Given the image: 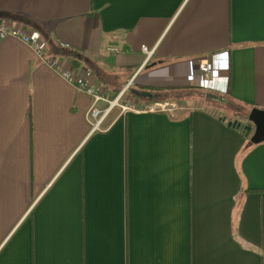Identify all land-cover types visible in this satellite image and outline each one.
I'll return each instance as SVG.
<instances>
[{
  "label": "crops",
  "instance_id": "1",
  "mask_svg": "<svg viewBox=\"0 0 264 264\" xmlns=\"http://www.w3.org/2000/svg\"><path fill=\"white\" fill-rule=\"evenodd\" d=\"M0 20L42 48L0 41V264H264V142L235 113L130 93L264 110V0H0ZM48 60L109 100L131 82L134 111L93 130Z\"/></svg>",
  "mask_w": 264,
  "mask_h": 264
},
{
  "label": "built area",
  "instance_id": "2",
  "mask_svg": "<svg viewBox=\"0 0 264 264\" xmlns=\"http://www.w3.org/2000/svg\"><path fill=\"white\" fill-rule=\"evenodd\" d=\"M6 38H13L22 42L24 45L32 48L38 56H41L42 54V48L25 33L23 28L18 25H12L6 20H0V41ZM141 51L145 55L146 60L149 59L152 54V51L145 46L141 47ZM47 64L64 81L74 85L78 91L85 93L92 99V106L88 112V120L92 125L93 130L99 128L103 124L113 109H117L120 114L128 111H134V106L130 99L126 100V93L129 91L131 82H129L121 93L113 100H109L103 93L96 91L86 82L77 80L74 76L70 61L58 62L55 60H48ZM201 71L203 78L208 82L218 80L220 78V72L216 65L206 66ZM185 80L187 83H191L193 81L192 74L190 73ZM100 104H104L105 107L100 108ZM161 109H163V107H161Z\"/></svg>",
  "mask_w": 264,
  "mask_h": 264
},
{
  "label": "water",
  "instance_id": "3",
  "mask_svg": "<svg viewBox=\"0 0 264 264\" xmlns=\"http://www.w3.org/2000/svg\"><path fill=\"white\" fill-rule=\"evenodd\" d=\"M130 93L140 99L156 100L158 98L157 94L148 92H137L131 90ZM206 99L219 103L225 102L223 99L211 94H207ZM228 127L239 130L244 137L248 139L250 144H260L264 142V110L251 109L243 121H232L228 124Z\"/></svg>",
  "mask_w": 264,
  "mask_h": 264
},
{
  "label": "rangeland",
  "instance_id": "4",
  "mask_svg": "<svg viewBox=\"0 0 264 264\" xmlns=\"http://www.w3.org/2000/svg\"><path fill=\"white\" fill-rule=\"evenodd\" d=\"M108 81L111 82L112 86H114L115 84L119 85V83L121 82V80L118 77H115V75L108 76ZM125 84H126V82H125ZM196 93H198V92H196V91L195 92H187V93L183 92L182 93L183 96L177 100V102L178 101L180 102L179 106H185L186 105V106L194 107V106H197V104L205 103L207 105H210L212 107H216L217 109L222 110L224 113H227V112H230V114L235 113L234 116L243 114L242 109L239 110L236 107H232V106L229 107L227 105L226 101L224 103H219V102L205 100V97L202 94L196 95ZM193 94H195V95H193ZM169 103H171V102H169ZM175 107H176V105H174L173 108H166V109H169L171 111V110L175 109Z\"/></svg>",
  "mask_w": 264,
  "mask_h": 264
},
{
  "label": "trees",
  "instance_id": "5",
  "mask_svg": "<svg viewBox=\"0 0 264 264\" xmlns=\"http://www.w3.org/2000/svg\"><path fill=\"white\" fill-rule=\"evenodd\" d=\"M77 61L72 60V66L75 68ZM189 88L188 87H180V88H169V89H155L152 90L154 94H158V98L155 100L158 103H164V102H174L178 100V95L182 91H187ZM246 115L241 114V115H236L235 117L238 118L239 120H244Z\"/></svg>",
  "mask_w": 264,
  "mask_h": 264
}]
</instances>
